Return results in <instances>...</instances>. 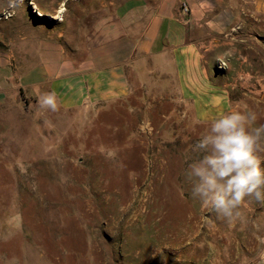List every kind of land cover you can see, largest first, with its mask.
<instances>
[{
  "label": "rangeland",
  "instance_id": "374dc122",
  "mask_svg": "<svg viewBox=\"0 0 264 264\" xmlns=\"http://www.w3.org/2000/svg\"><path fill=\"white\" fill-rule=\"evenodd\" d=\"M109 1L23 0L5 14L0 0V264H187L210 252L198 242L215 227L229 239L185 177L209 124L147 95L106 113L52 112L22 89L43 65L37 42L62 32L95 44ZM114 15L104 7V22ZM240 110L264 125V101ZM263 208L246 200L241 216Z\"/></svg>",
  "mask_w": 264,
  "mask_h": 264
},
{
  "label": "crops",
  "instance_id": "0c3cea01",
  "mask_svg": "<svg viewBox=\"0 0 264 264\" xmlns=\"http://www.w3.org/2000/svg\"><path fill=\"white\" fill-rule=\"evenodd\" d=\"M105 6L113 21L104 22ZM101 13L89 47L62 32L37 42L43 65L20 81L28 96L54 92L61 111L106 113L147 95L200 124L264 101V0H110ZM243 213L227 241L215 227L216 240L198 242L210 252L187 264H256L264 208Z\"/></svg>",
  "mask_w": 264,
  "mask_h": 264
},
{
  "label": "clouds",
  "instance_id": "9594fccd",
  "mask_svg": "<svg viewBox=\"0 0 264 264\" xmlns=\"http://www.w3.org/2000/svg\"><path fill=\"white\" fill-rule=\"evenodd\" d=\"M22 4L23 0H6L5 14ZM37 99L40 109L58 111L54 92H38ZM256 119L251 111H224L193 146L197 155L185 171L189 195L233 227L246 200L264 205V125L256 127ZM257 241L256 264H264V236Z\"/></svg>",
  "mask_w": 264,
  "mask_h": 264
},
{
  "label": "bare ground",
  "instance_id": "6f19581e",
  "mask_svg": "<svg viewBox=\"0 0 264 264\" xmlns=\"http://www.w3.org/2000/svg\"><path fill=\"white\" fill-rule=\"evenodd\" d=\"M32 4L34 5V7H35L36 9H39V7H38L37 4H35V3H33V2H32Z\"/></svg>",
  "mask_w": 264,
  "mask_h": 264
},
{
  "label": "built area",
  "instance_id": "2783aa9c",
  "mask_svg": "<svg viewBox=\"0 0 264 264\" xmlns=\"http://www.w3.org/2000/svg\"><path fill=\"white\" fill-rule=\"evenodd\" d=\"M185 10H186V11H188V9H185ZM221 64H222V65H224V63H223V62H222Z\"/></svg>",
  "mask_w": 264,
  "mask_h": 264
}]
</instances>
